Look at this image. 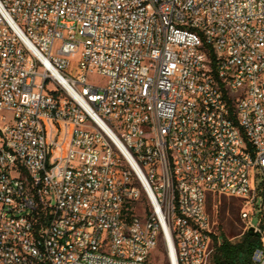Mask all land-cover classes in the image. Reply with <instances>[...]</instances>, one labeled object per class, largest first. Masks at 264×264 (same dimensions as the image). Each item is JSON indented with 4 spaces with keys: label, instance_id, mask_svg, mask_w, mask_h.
Masks as SVG:
<instances>
[{
    "label": "built area",
    "instance_id": "2783aa9c",
    "mask_svg": "<svg viewBox=\"0 0 264 264\" xmlns=\"http://www.w3.org/2000/svg\"><path fill=\"white\" fill-rule=\"evenodd\" d=\"M260 175L264 0H0V264H210V196L264 264Z\"/></svg>",
    "mask_w": 264,
    "mask_h": 264
},
{
    "label": "rangeland",
    "instance_id": "374dc122",
    "mask_svg": "<svg viewBox=\"0 0 264 264\" xmlns=\"http://www.w3.org/2000/svg\"><path fill=\"white\" fill-rule=\"evenodd\" d=\"M90 81L96 85H103L104 79L99 76H92ZM258 178L264 179V175ZM240 201L229 197L210 196L207 201V212L213 223L215 236L225 237L232 242L238 241L244 231V224L240 219Z\"/></svg>",
    "mask_w": 264,
    "mask_h": 264
},
{
    "label": "trees",
    "instance_id": "16d2710c",
    "mask_svg": "<svg viewBox=\"0 0 264 264\" xmlns=\"http://www.w3.org/2000/svg\"><path fill=\"white\" fill-rule=\"evenodd\" d=\"M213 63L214 55L208 52ZM215 238V250L211 257L210 264H252L251 256L254 249L260 244L257 236L243 233L241 238L232 242L225 237Z\"/></svg>",
    "mask_w": 264,
    "mask_h": 264
},
{
    "label": "water",
    "instance_id": "95a60500",
    "mask_svg": "<svg viewBox=\"0 0 264 264\" xmlns=\"http://www.w3.org/2000/svg\"><path fill=\"white\" fill-rule=\"evenodd\" d=\"M247 233L259 237V235L256 234V233L253 231L252 228H250V229L247 231Z\"/></svg>",
    "mask_w": 264,
    "mask_h": 264
}]
</instances>
